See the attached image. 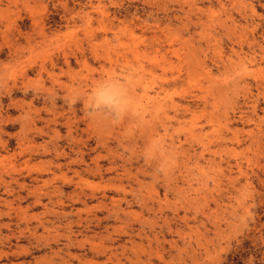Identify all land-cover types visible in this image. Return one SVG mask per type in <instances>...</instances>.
<instances>
[{
    "label": "rangeland",
    "instance_id": "rangeland-1",
    "mask_svg": "<svg viewBox=\"0 0 264 264\" xmlns=\"http://www.w3.org/2000/svg\"><path fill=\"white\" fill-rule=\"evenodd\" d=\"M0 264H264V0H0Z\"/></svg>",
    "mask_w": 264,
    "mask_h": 264
},
{
    "label": "clouds",
    "instance_id": "clouds-1",
    "mask_svg": "<svg viewBox=\"0 0 264 264\" xmlns=\"http://www.w3.org/2000/svg\"><path fill=\"white\" fill-rule=\"evenodd\" d=\"M88 116L95 124L100 120L119 123L141 112V99L131 80L113 73L98 77L85 97Z\"/></svg>",
    "mask_w": 264,
    "mask_h": 264
}]
</instances>
